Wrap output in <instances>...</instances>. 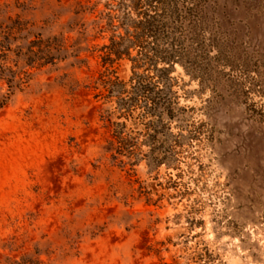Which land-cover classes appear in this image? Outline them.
Masks as SVG:
<instances>
[{
  "label": "rangeland",
  "instance_id": "rangeland-1",
  "mask_svg": "<svg viewBox=\"0 0 264 264\" xmlns=\"http://www.w3.org/2000/svg\"><path fill=\"white\" fill-rule=\"evenodd\" d=\"M0 26L58 49L0 111L2 264H264V0H0Z\"/></svg>",
  "mask_w": 264,
  "mask_h": 264
},
{
  "label": "trees",
  "instance_id": "trees-1",
  "mask_svg": "<svg viewBox=\"0 0 264 264\" xmlns=\"http://www.w3.org/2000/svg\"><path fill=\"white\" fill-rule=\"evenodd\" d=\"M0 26V83L7 87L5 93L0 95V111L10 102L15 91L24 83L25 77H20L26 72L18 70L19 61L25 60L27 66L44 67L54 65L56 56L53 53L58 50L50 40L37 37L28 39L11 28ZM13 64V66H12ZM27 76V75H26ZM0 264H2L0 262ZM4 264H34L31 260L20 262L6 259Z\"/></svg>",
  "mask_w": 264,
  "mask_h": 264
}]
</instances>
